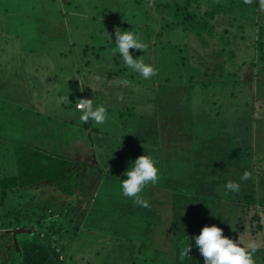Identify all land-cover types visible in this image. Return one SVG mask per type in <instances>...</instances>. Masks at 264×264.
<instances>
[{"label": "rangeland", "instance_id": "1", "mask_svg": "<svg viewBox=\"0 0 264 264\" xmlns=\"http://www.w3.org/2000/svg\"><path fill=\"white\" fill-rule=\"evenodd\" d=\"M166 2L170 3L168 9L158 8ZM172 2L0 0V178L13 175L10 154L15 142H30L47 152L63 154L92 170L109 172L94 190L93 200L81 206L87 210V216L76 240L72 235L73 225L63 217L61 204L67 203V198L56 193L49 184L13 192L0 208V215L20 208L24 209L25 216L34 218L42 206L50 205L51 212L42 227L36 226V219L32 225L42 237L48 236L51 246L62 254L59 260L63 264H127L124 260L127 256L130 260L136 258V264H151L152 252L136 256L133 245H130L131 252L119 248L130 244L129 240L142 241L143 228L135 221L115 223L113 212L115 202H119L118 177L131 163V158L126 156V148L136 149L139 155H152L160 168L164 158L161 153L165 149L175 153L173 148L188 146L187 138L174 137L172 130H167L171 125L160 124L158 119H154V111H157L154 100L158 95H163L165 100L166 97L175 99L179 106L187 103L191 110L187 114L193 121L194 112L196 127L205 129L211 136L216 133L210 132L211 127L225 133L230 128L245 132L253 125H264V63L253 68L250 65L254 53L251 49L254 27H246V41L237 47L236 62L243 66L239 90L235 91L238 98L230 97L215 84L206 89L197 88L189 97L184 88V68H178L181 65L179 57L181 52L186 51L190 55L194 49L196 53L201 52V48L192 37L186 39L180 31H171L179 19L174 13L176 4ZM261 21L264 23V7ZM117 28L136 32L148 45L146 50L130 49V52L134 58L143 59L158 68L156 76L145 80L125 66L119 53L114 51ZM224 28L235 29L221 18L218 29ZM162 31L160 38L158 33ZM108 34L113 41L108 39ZM183 36L186 37L184 40ZM189 62L197 63V60ZM161 85L165 87L163 92L159 88ZM60 96H67L68 101L57 103ZM92 98L95 105H102L107 110L108 119L104 124L80 120L82 113L77 105L81 99ZM6 109L10 110L8 115L4 112ZM18 110L26 111L20 114ZM252 140L250 138L249 144ZM258 156L264 157V151ZM189 169V164L180 165L174 169L173 176L185 179ZM256 172L264 177V162L259 163ZM262 189L264 191V187ZM261 197L264 199V194ZM232 214L221 227L229 238L243 223L238 220V208ZM242 220L245 222L246 217ZM26 221L23 220L24 223ZM3 223L0 221V234L7 236L3 243L14 238V232L21 230L24 224L16 223L15 227L6 229ZM60 228L64 233L56 232ZM22 230L15 236L17 245L13 257L18 256L16 264L21 263L18 242L27 235L34 236L33 232L28 233L29 229ZM116 230L122 233L113 235ZM123 232L127 237H123ZM239 237L245 243L255 242L264 250V232L253 239L239 230ZM164 243V240L160 241V245L164 246Z\"/></svg>", "mask_w": 264, "mask_h": 264}, {"label": "trees", "instance_id": "2", "mask_svg": "<svg viewBox=\"0 0 264 264\" xmlns=\"http://www.w3.org/2000/svg\"><path fill=\"white\" fill-rule=\"evenodd\" d=\"M173 2L176 4L175 16L179 19L172 25L171 31L175 30V33L180 31L187 37L183 36V40L188 39V36L192 37L201 48V52L196 53L194 49L190 55L186 51L181 52L179 57L181 65L178 68L181 66L184 68L182 73L185 78L184 88L188 93L186 96L190 97L197 88L206 89L215 84L222 92H228L230 97L238 98L235 91L239 90L240 71L243 66L237 64L236 53L239 51L238 45L246 41L244 33L248 25L254 27L252 34L254 38L251 42L254 53L250 65L253 68L259 63H264V23L261 21L260 0H252L250 4H246L245 0H173ZM169 6L170 3L166 2L161 3L158 8L168 9ZM221 18L226 19L230 27L235 29L219 30L218 23ZM162 33L163 31L158 33V37L161 38ZM193 59H196L197 63L189 62ZM159 88L163 92L165 87L161 85ZM206 107L210 108L208 104ZM154 109L157 110L154 111V119H158L160 124L171 125L167 130H172L174 137L187 138L188 146L173 148L175 153L168 152L163 147L165 155L161 153L164 158L162 165L159 164L161 170L159 181L146 187L142 194L150 207L144 208L135 204L132 198L124 197L120 189L119 202H115L113 212L115 223L121 220L130 223L135 221L143 228L140 236L144 239L129 240L130 244L120 245L119 248L131 252L130 245H133L136 247V256L143 252H152L151 264H204L203 256L194 246V237L199 235L206 225L221 228L229 218L231 219L235 208H238L240 213L238 220L243 223L236 228L230 238L238 239L239 230L243 234L248 233L253 239L259 238L264 232V199L261 197V194H264L262 191L264 177L256 172V168L259 163L264 162V157L258 156L259 152L264 151V125H253L250 130L244 128L245 132L230 128L225 133L211 127L210 132L217 133H214L217 135L215 137L206 133L205 129L196 127L195 114L192 113V121L187 103L179 106L175 99L166 97L165 100L163 95H158L154 100ZM227 121L231 123L230 118H227ZM198 124L200 125L199 121ZM165 133L167 134V131ZM250 138H253L251 144ZM125 150L128 151L126 156L131 158V162L141 156L131 147ZM132 150L133 154L130 153ZM10 155L13 175L0 178V208L13 192L36 189L43 184H49L56 193L67 198V203L61 204L64 208L63 217L73 225L72 235L75 239L81 230L83 219L87 216V210L81 206L84 202L93 200L94 190L101 184L102 177L109 172L105 173L101 169L92 170L64 157L63 154L50 153L23 142L12 143ZM188 164L190 169L185 179L173 176L175 168ZM245 171L252 173L247 181L241 179ZM121 174L123 175L118 177L120 180L127 178L124 172ZM229 180L240 184L239 192H225L224 185ZM228 197L234 198L228 200ZM68 199L72 200L68 202ZM51 209L48 204L42 206L38 214H34L36 218L25 216L24 209L20 208L0 215L4 228L11 229L15 227L14 224L21 225L24 223L23 220H27L23 226L18 227L29 229L28 233L33 232L34 236L27 235L18 242L20 264H63V261L59 260L62 254L51 246L47 240L48 236L42 237L32 225L36 219V226L42 227ZM244 216L245 222L242 220ZM7 220L8 222H5ZM56 232L64 233L61 228ZM121 233V230H116L112 234ZM123 234V237H127V234L124 232ZM161 240L165 241L164 246L160 245ZM185 241L193 247L188 253L189 256L182 258ZM17 258V255L15 257L12 255L9 264H16ZM135 259L130 260L129 256L124 258L127 264H136ZM254 259L256 264H264L262 248H258Z\"/></svg>", "mask_w": 264, "mask_h": 264}, {"label": "clouds", "instance_id": "3", "mask_svg": "<svg viewBox=\"0 0 264 264\" xmlns=\"http://www.w3.org/2000/svg\"><path fill=\"white\" fill-rule=\"evenodd\" d=\"M246 4L252 0H245ZM264 7V0H260ZM108 39L112 40L109 37ZM113 41V40H112ZM148 45L144 43L139 35L131 30L115 31V49L121 56L125 66L134 73H138L145 80L158 74L159 69L151 63H146L143 59L134 58L130 49L146 50ZM67 96H60L57 103H66ZM77 108L81 110L80 120L87 123L89 120L95 124H104L108 119L107 110L102 105H95L92 99H81ZM158 160L150 154H143L131 162L125 172L126 179L120 180V189L124 197L132 198L133 202L144 208L150 207L147 199L142 197L146 187L150 184L155 185L159 181ZM252 173L245 171L242 180L247 181ZM225 192H239L240 184L229 180L225 185ZM195 247L204 258V264H256L254 255L258 250L255 242L245 243L240 237L232 239L223 234V229L216 226H204L199 235L194 237ZM193 245L185 241L181 256L188 257V253Z\"/></svg>", "mask_w": 264, "mask_h": 264}, {"label": "flooded vegetation", "instance_id": "4", "mask_svg": "<svg viewBox=\"0 0 264 264\" xmlns=\"http://www.w3.org/2000/svg\"><path fill=\"white\" fill-rule=\"evenodd\" d=\"M6 235L0 234V264H9L10 259L15 252V247L17 245V240L13 237L7 241V243H3L5 241ZM5 258V259H4Z\"/></svg>", "mask_w": 264, "mask_h": 264}, {"label": "crops", "instance_id": "5", "mask_svg": "<svg viewBox=\"0 0 264 264\" xmlns=\"http://www.w3.org/2000/svg\"><path fill=\"white\" fill-rule=\"evenodd\" d=\"M52 35H54V33H52ZM24 111H26V110H18V112L20 113V114H25V112ZM36 111V110H35ZM78 111H80V110H78ZM4 112L6 113V115H8V113L10 112V110H4ZM4 115V114H3ZM1 116H2V114H1ZM26 116H28V115H26ZM25 116V117H26ZM28 144H31L32 146H34L32 143H28Z\"/></svg>", "mask_w": 264, "mask_h": 264}, {"label": "water", "instance_id": "6", "mask_svg": "<svg viewBox=\"0 0 264 264\" xmlns=\"http://www.w3.org/2000/svg\"><path fill=\"white\" fill-rule=\"evenodd\" d=\"M18 231H23V230L21 229V230H18ZM18 231L14 232V239H15L16 233H18Z\"/></svg>", "mask_w": 264, "mask_h": 264}]
</instances>
